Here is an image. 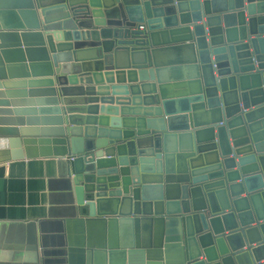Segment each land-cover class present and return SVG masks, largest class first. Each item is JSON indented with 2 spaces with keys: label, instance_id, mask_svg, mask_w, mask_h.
I'll use <instances>...</instances> for the list:
<instances>
[{
  "label": "water",
  "instance_id": "obj_1",
  "mask_svg": "<svg viewBox=\"0 0 264 264\" xmlns=\"http://www.w3.org/2000/svg\"><path fill=\"white\" fill-rule=\"evenodd\" d=\"M38 156L70 212L9 264H264V0H0V163Z\"/></svg>",
  "mask_w": 264,
  "mask_h": 264
},
{
  "label": "crops",
  "instance_id": "obj_2",
  "mask_svg": "<svg viewBox=\"0 0 264 264\" xmlns=\"http://www.w3.org/2000/svg\"><path fill=\"white\" fill-rule=\"evenodd\" d=\"M64 182L52 158L38 156L0 163V264L12 263L20 253L26 259L29 223H36L39 235L43 223L50 241L64 234L60 230H64L63 219L70 212Z\"/></svg>",
  "mask_w": 264,
  "mask_h": 264
}]
</instances>
